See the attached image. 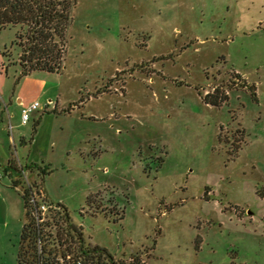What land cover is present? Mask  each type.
I'll return each mask as SVG.
<instances>
[{
	"label": "rangeland",
	"instance_id": "rangeland-1",
	"mask_svg": "<svg viewBox=\"0 0 264 264\" xmlns=\"http://www.w3.org/2000/svg\"><path fill=\"white\" fill-rule=\"evenodd\" d=\"M71 14L62 72L22 74V26L0 30V264H19L22 192L43 180L115 264H264V0ZM217 88L220 106L204 100ZM20 98L40 103L26 124Z\"/></svg>",
	"mask_w": 264,
	"mask_h": 264
},
{
	"label": "trees",
	"instance_id": "trees-1",
	"mask_svg": "<svg viewBox=\"0 0 264 264\" xmlns=\"http://www.w3.org/2000/svg\"><path fill=\"white\" fill-rule=\"evenodd\" d=\"M76 3L77 0H0V30L14 24L22 26L15 41L21 51L22 74L36 70L62 72L66 31ZM249 88L257 100L255 86ZM227 99L219 88L204 96L207 103L217 106ZM29 194L27 188L22 192L26 219L21 234L19 264H78L77 260H81V264L116 263L106 247L85 246L83 232L71 221L69 210L63 203L49 201L52 205L49 216L38 222Z\"/></svg>",
	"mask_w": 264,
	"mask_h": 264
},
{
	"label": "built area",
	"instance_id": "built-area-1",
	"mask_svg": "<svg viewBox=\"0 0 264 264\" xmlns=\"http://www.w3.org/2000/svg\"><path fill=\"white\" fill-rule=\"evenodd\" d=\"M40 107V103L38 101L31 102L29 104H25L22 109V122L24 124L28 123L31 120L32 114L38 110ZM2 171L0 170V180L2 178ZM25 182L27 181L26 175H25V170L22 169V174ZM21 179V177H13V181L17 182ZM24 183V182H23ZM27 189L30 190L29 194V201L30 204L33 207L34 210V215L37 219L38 222H43L47 219L48 215L46 212L50 210L52 205L45 199L46 192L43 189V186H36V185H29L26 187ZM1 196V194H0ZM50 212V211H49ZM78 264H81V260H77Z\"/></svg>",
	"mask_w": 264,
	"mask_h": 264
},
{
	"label": "crops",
	"instance_id": "crops-1",
	"mask_svg": "<svg viewBox=\"0 0 264 264\" xmlns=\"http://www.w3.org/2000/svg\"><path fill=\"white\" fill-rule=\"evenodd\" d=\"M19 102H20V104L22 105V106H24L25 105V102H24V98H20L19 99ZM2 120V122H4L3 120V118L1 119ZM1 123V122H0ZM12 129V128H11ZM1 138V137H0ZM6 141V140H5ZM5 141H4V143H5ZM6 142H9V139H8V141H6ZM10 142H11V138H10ZM12 166H14V167H17L18 168V174H16L15 175V173L12 171L13 170V168H12ZM5 168H7L6 169V171L9 173V172H11L10 173V175H12V182H13V185L16 187V188H19L20 187V185L21 184H23V182H21L20 180L19 181H17V182H14L13 181V177H18L19 175H21V172H22V169H24V170H26L25 168H24V166L23 165H19L16 161H15V159H12V158H10V157H7V159L5 160ZM45 182H44V180H43V189H44V191L46 192V189H45ZM262 198H264V196H262Z\"/></svg>",
	"mask_w": 264,
	"mask_h": 264
}]
</instances>
